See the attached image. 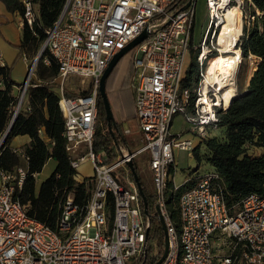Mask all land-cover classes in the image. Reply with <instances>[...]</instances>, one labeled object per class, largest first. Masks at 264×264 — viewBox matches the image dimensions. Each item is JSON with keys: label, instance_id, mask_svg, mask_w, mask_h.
Here are the masks:
<instances>
[{"label": "built area", "instance_id": "1", "mask_svg": "<svg viewBox=\"0 0 264 264\" xmlns=\"http://www.w3.org/2000/svg\"><path fill=\"white\" fill-rule=\"evenodd\" d=\"M20 1L25 19L32 24L35 3ZM174 1L66 0L58 19L46 30L42 47L48 54L43 61L50 65L54 59L58 64L54 81L65 119L66 151L76 170L87 160L92 163L94 187L83 206L72 195L67 197L54 229L30 216L20 201L17 190L28 175V157L14 148L27 167L0 169V264H132L144 250L151 224L142 213L139 189L127 165L142 152L149 154L155 199L169 235V252L161 264H264V194L251 192L229 206L220 175L207 171L180 195V231L171 218L167 190L174 180L176 150L190 154L197 146L194 139L171 131L173 118L184 113L189 131L200 137L206 136L207 126L216 127L218 109L227 108L225 88L207 80V66L214 55L231 54L218 40L230 8L237 6L243 21L245 0H206L208 23L197 44L198 0H189L173 13L168 7ZM260 14L256 10L246 23ZM146 29L147 38L130 55L136 70L132 85L143 146L137 151L122 147L116 161L107 163L93 149L100 79L111 59ZM192 47L199 51L200 66L194 102L191 89L182 87ZM241 60L242 56L238 65ZM34 68L31 64L21 88L24 98ZM72 76L90 91L68 94L64 85ZM39 133L53 144L43 127ZM120 167L123 171L117 172Z\"/></svg>", "mask_w": 264, "mask_h": 264}, {"label": "trees", "instance_id": "2", "mask_svg": "<svg viewBox=\"0 0 264 264\" xmlns=\"http://www.w3.org/2000/svg\"><path fill=\"white\" fill-rule=\"evenodd\" d=\"M2 1L5 2L9 11H17L22 15L23 33L18 47L23 55L33 59L44 43L46 30L58 19L66 0H33L37 12L32 24H29L25 19L24 6L20 0ZM188 1L175 0L168 10L175 13L183 8ZM247 1L251 15L255 14L256 10L261 14L250 24L244 25L243 34L236 46L240 47L241 56L244 59L252 55L257 58V63L246 87H242L238 82V94L233 97L229 107L218 109L219 119L214 128H222L223 133L203 138L202 144L206 150L203 157L200 152L201 145L198 144L193 150V156L199 163L204 159L214 166L220 175L222 191L229 206L236 205L243 196L251 192L264 194V152L258 156L248 152V149L253 145L264 147V0ZM129 52L132 54V50ZM198 52L192 47L190 64L182 80V87L191 89V101L193 102L195 99L194 89L200 76ZM47 54L48 52L45 50L37 62L35 76L30 78L26 89L25 103L20 107L13 126L0 148V169L13 171L23 165L25 159L20 152L14 149L11 141L18 135L29 136V143L25 144L24 150L20 149L28 157V175L22 189L17 192L30 216L57 229L63 202L69 195H72L76 203L81 206L85 205L94 187V180L93 177L78 180L76 178L77 170L70 163L69 154L66 151V138L63 135L65 119L59 106L57 83L54 81L59 72L58 64L54 59H51L50 65L45 64L43 59ZM215 57L217 54L210 61ZM115 68L106 81L110 100L108 83ZM135 73L136 70L132 63L128 84L134 103L135 90L132 81ZM21 85L22 83L16 81L12 76V66L0 63V137L6 132L18 102L14 88ZM89 91L90 89L76 93L67 90V93L77 95ZM134 119H138L137 114ZM121 122L115 118L112 131L109 129L106 110L99 93L93 149L96 153L102 154L107 163L115 162L121 148L128 147L126 134L137 131V128L133 129L131 125L129 131L126 132L121 127ZM41 127L44 128L45 134L53 144L46 142L41 136L39 133ZM50 158L56 160V167L37 188L34 174L41 172ZM134 164L137 165L136 161ZM119 169L123 171V168L120 167L117 172ZM136 170L147 200V211H145V202L140 195L141 210L145 216L150 218L151 224L144 250L132 264H155L164 250L165 232L157 211L155 194L145 183L139 170L137 168ZM129 175L134 180L131 171H129ZM198 177L195 176V178L185 181L177 188L174 187L173 181L168 184V208L178 231L181 230L182 222L179 207L180 195L193 187ZM121 182L125 183L123 179ZM154 240L159 246L156 254H154L152 246Z\"/></svg>", "mask_w": 264, "mask_h": 264}, {"label": "rangeland", "instance_id": "3", "mask_svg": "<svg viewBox=\"0 0 264 264\" xmlns=\"http://www.w3.org/2000/svg\"><path fill=\"white\" fill-rule=\"evenodd\" d=\"M248 5H249L248 1L245 0L243 2V26H244V24H246L247 18L250 16V10L251 9L248 7ZM207 23H208V8H207L206 0H198L197 6H196V16H195V24H194V35H195L194 41L196 44L199 43V41H200V39H201L205 29H206ZM242 31L243 30H242V24H241V33H240L239 38L242 36ZM238 48H240V47H237V50H238ZM232 52H235V49H231V53ZM130 55H131L130 52H128L121 59L119 64H117L115 71L112 73V76L109 79V82L117 74L118 68H119L120 77H123V79H125V82L127 81L129 73L131 72V69H132V63H131ZM219 55L220 54H217V56H219ZM35 57H33V59H31V64L34 61ZM190 60H191V52H189L187 57H186V63H185L186 68L189 66ZM256 63H257V58L255 56L250 55L247 59H244L242 57L240 64L237 66L236 74H235L236 88L237 89H238V82H240L242 87H246V85H247V83H248V81L252 75L251 72H252L254 66L256 65ZM35 69H36V66L33 70L32 76H35V73H34ZM24 83H25V81L23 82V84ZM23 84L19 87L18 94H16L18 96V101H19L20 96H21V88L23 87ZM64 87H65L66 91L68 90V91H72V92H76V93L86 89V86L82 85L81 79L79 77H76V76H72V77L68 78L65 81ZM237 89H236V92L238 94ZM110 96H111L110 102L111 101L113 102V98H114L113 94H111ZM24 103H25V98L23 100L22 105ZM16 106H15V108H16ZM111 108H112V111L114 114L115 111H114V106L112 105V103H111ZM132 124H134L133 119H132V121L125 119L124 121L121 122V127L123 129H126L127 127L131 126ZM172 124H173V127H171L172 132H177L182 127L186 128V127H184V125H183L184 122H182V121L181 122L178 121V123H177V121H175ZM218 133L222 134L223 129L219 128ZM2 136L0 137V139L2 138ZM193 137H197V135L193 134ZM126 138L129 141L130 146H132L133 148L140 147L143 143L139 140L138 132H136V131H132V133H127ZM20 140H21V138H17L16 140H14L13 144L16 145ZM14 145H12V146H14ZM24 146H25V144L23 143L19 147H16V148H20V149L24 150ZM200 152H201V155L203 157L205 152H206L203 145L201 146ZM146 155H147V153L140 154L137 158H134V162L136 161V163H137L136 168L139 170V173L141 174L143 180L152 189V192H154V188L152 185L151 171L149 169V163H148V159H147ZM23 166L27 167L26 162L23 163ZM55 167H56V160L54 158H50L47 161V163L45 164V166L43 167L42 171L36 174L35 178H36V182H37V188L39 187V185L41 184L42 181L46 180L51 175V173L53 172ZM213 168H214V166H212L210 163L206 162L204 159H202V161L199 163L196 160V158L193 156V153L189 154L188 151H182V154L177 159V163L175 166L174 180L176 183L181 185L184 182L186 176L189 175V173H196V172L202 173L205 170H210ZM118 171H120V169ZM93 175H94V168L92 166V163L88 160L85 161L84 163H82L80 165V167L77 169V176L79 178H83V179L92 178ZM120 175H121V173H120ZM152 246H153L154 254L158 253L159 246H158L156 240H154L152 242Z\"/></svg>", "mask_w": 264, "mask_h": 264}, {"label": "crops", "instance_id": "4", "mask_svg": "<svg viewBox=\"0 0 264 264\" xmlns=\"http://www.w3.org/2000/svg\"><path fill=\"white\" fill-rule=\"evenodd\" d=\"M22 33H23L22 15L17 11L15 12L9 11L6 7L5 2L0 0V63L12 66L13 78L16 81L23 84V82L27 78L29 68L31 66V59L23 55L19 50L18 46L22 39ZM19 87L20 86H15L14 88L15 94H18ZM108 90L110 94H113V97H114L112 105L114 106V111L116 112V113L114 112L116 120L124 121L125 119L133 118L134 124H132V128L133 129L137 128L136 132H138V138L141 142H143L142 132L139 126V121L138 119L137 120L134 119V116L136 114V108H135V103H134V99L132 96V92L129 90L128 79L125 82V79H123V77H120L119 68H118L117 74L109 82ZM192 108H193V105H190L189 111L192 110ZM175 121H177V123L178 121L184 122L183 125L186 128H183V127L181 129L179 128L180 129L179 131L173 132V133L180 134L182 135L183 138L191 139L192 141L194 138L196 145L199 144L202 146L203 145L202 140L204 137L214 136V135L219 134L218 133L219 128L207 126L206 136L200 137L197 135V137H193V133L189 131V128H188L189 124L186 120L184 113L176 114L173 118L172 123H174ZM171 127H173V124L171 125ZM127 129H129V127L125 129L126 132H127ZM128 133H132V132H128ZM17 138H21V140L16 145H14L13 144L14 140H16ZM29 141H30L29 136L18 135L13 138V140L11 141V144L14 145L13 146L14 148H16V147H19L23 143L28 144ZM142 146H143V143L140 147L133 148L132 146H130V143L128 141L127 148L130 149L131 151H137L141 149ZM182 151L184 150H176L177 159L182 154ZM248 152L252 155L258 156L264 152V149L262 147L253 145L248 149ZM142 153H147L146 157L149 160L148 152H142ZM207 171H216V169L213 168L210 170H205L202 173H198V172L189 173V175L186 176L184 182L189 179H193L195 178V176H199V174H203ZM77 179L80 181L83 180V178H79L78 176H77ZM173 184L175 185L176 188L180 186L178 183L175 182V180H173Z\"/></svg>", "mask_w": 264, "mask_h": 264}, {"label": "bare ground", "instance_id": "5", "mask_svg": "<svg viewBox=\"0 0 264 264\" xmlns=\"http://www.w3.org/2000/svg\"><path fill=\"white\" fill-rule=\"evenodd\" d=\"M241 24H243L241 10L237 6L230 8L218 41L225 50L235 49V53L220 54L212 59L207 66V80L225 88L223 99L225 107H229L233 97L237 95L235 74L241 56L237 50L236 41L241 33ZM203 99L207 101V104H210L208 99L205 97ZM23 100L24 97L20 101V106Z\"/></svg>", "mask_w": 264, "mask_h": 264}, {"label": "water", "instance_id": "6", "mask_svg": "<svg viewBox=\"0 0 264 264\" xmlns=\"http://www.w3.org/2000/svg\"><path fill=\"white\" fill-rule=\"evenodd\" d=\"M147 29L142 32L139 36H137L135 39H133L132 41H130L127 45H125L124 48H122L112 59L111 61L109 62L107 68L105 69L101 79H100V87H99V92H100V95L102 97V100H103V103H104V107H105V110H106V119L108 121V127L109 129L112 131V124L114 123V120H115V117H114V114H113V111H112V108H111V102H110V99H109V96H108V93H107V89H106V81H107V78L109 77V75L111 74V72L114 70V68L117 66L118 62L129 52L131 51L136 45H138L139 43H141L143 40H145L147 38ZM45 50V47H41L40 51L38 52V54L36 55L33 63H32V69L35 67V65H37V62L39 61L40 57L42 56L43 52ZM253 74V73H252ZM23 98V93L17 103V106L14 110V113H13V116H12V119H11V122L6 130V132L4 133V135L2 136L1 140H0V147L2 146V144L4 143V140L5 138L7 137L11 127L13 126V123L16 119V116L18 114V111L20 109V101L22 100ZM127 165L130 169V171L132 172L133 176H134V180L138 186V189H139V193L140 195L142 196V198L144 199V202H145V211H147V200H146V196L144 194V191H143V187H142V184L139 180V176H138V173H137V170H136V166L134 164V160L131 159L127 162ZM157 211H158V214H159V218H160V221L162 223V226H163V229H164V232H165V242H164V250H163V253L161 255V257L158 259V261L155 263V264H161L165 258L167 257L168 255V252H169V235H168V232H167V227H166V223H165V220H164V217L162 216L161 212H160V208L159 206L157 205Z\"/></svg>", "mask_w": 264, "mask_h": 264}]
</instances>
